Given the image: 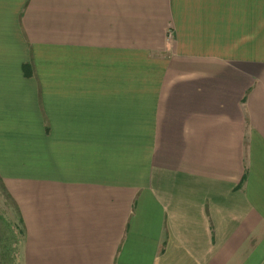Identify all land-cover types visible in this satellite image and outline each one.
Here are the masks:
<instances>
[{"label":"crops","instance_id":"obj_1","mask_svg":"<svg viewBox=\"0 0 264 264\" xmlns=\"http://www.w3.org/2000/svg\"><path fill=\"white\" fill-rule=\"evenodd\" d=\"M1 212V264H264V0H0Z\"/></svg>","mask_w":264,"mask_h":264},{"label":"rangeland","instance_id":"obj_2","mask_svg":"<svg viewBox=\"0 0 264 264\" xmlns=\"http://www.w3.org/2000/svg\"><path fill=\"white\" fill-rule=\"evenodd\" d=\"M0 219L2 220V222H3V226L4 227H6V230H7V227H9V228H11L10 226V224L9 225H7V219L5 218V213H0ZM11 231H12V229H11Z\"/></svg>","mask_w":264,"mask_h":264},{"label":"trees","instance_id":"obj_3","mask_svg":"<svg viewBox=\"0 0 264 264\" xmlns=\"http://www.w3.org/2000/svg\"><path fill=\"white\" fill-rule=\"evenodd\" d=\"M25 70H26V72H28V74L30 73L29 71H27V70H29L28 66H25ZM0 264H1V261H0Z\"/></svg>","mask_w":264,"mask_h":264}]
</instances>
